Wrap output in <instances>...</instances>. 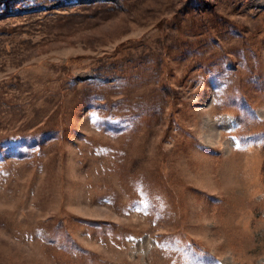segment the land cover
I'll return each instance as SVG.
<instances>
[{
	"label": "rangeland",
	"instance_id": "374dc122",
	"mask_svg": "<svg viewBox=\"0 0 264 264\" xmlns=\"http://www.w3.org/2000/svg\"><path fill=\"white\" fill-rule=\"evenodd\" d=\"M0 264H264V0H0Z\"/></svg>",
	"mask_w": 264,
	"mask_h": 264
}]
</instances>
